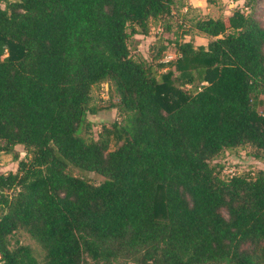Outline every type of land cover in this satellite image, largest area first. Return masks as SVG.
I'll return each instance as SVG.
<instances>
[{
	"label": "trees",
	"instance_id": "obj_1",
	"mask_svg": "<svg viewBox=\"0 0 264 264\" xmlns=\"http://www.w3.org/2000/svg\"><path fill=\"white\" fill-rule=\"evenodd\" d=\"M258 1L196 19L208 44L178 43L164 72L162 36L149 61L129 39L175 0L0 7V151L25 150L16 172H0V264H264V169L223 178L224 163H211L242 146L264 163ZM107 81L120 119L95 140L83 136L91 93ZM21 228L41 261L12 247Z\"/></svg>",
	"mask_w": 264,
	"mask_h": 264
},
{
	"label": "rangeland",
	"instance_id": "obj_2",
	"mask_svg": "<svg viewBox=\"0 0 264 264\" xmlns=\"http://www.w3.org/2000/svg\"><path fill=\"white\" fill-rule=\"evenodd\" d=\"M14 0H0V5L6 6L8 2ZM237 7H244L243 3L235 0H175L172 15L165 16L161 19H152L150 22V32L148 34L137 33L129 39V47L131 54L137 59L151 60L153 55V47L157 42V38L162 36L163 42L167 49L164 57L160 60L165 66L161 67V72L173 67L171 63L179 56L178 43L184 41H192L195 46L207 45L210 37L194 27L193 23L196 19L203 16H211L214 18L225 17L227 14ZM249 11V9H247ZM254 14L260 19L264 25V0H259L254 6ZM91 103L96 108L95 114H89L88 119L90 128L83 136H88L97 140L104 126L111 127L112 123L119 120L117 108L115 104L119 100L115 87L112 82H102L92 89ZM262 104L258 111L264 116V94H261ZM117 146L115 140L111 141L110 148ZM254 148L250 146H242L236 149H229L221 153L212 160V164H222L225 167L221 171L223 178H228L233 174H244L247 172L256 173L260 169H264L262 160L255 158ZM19 154L20 158L25 156L24 147L19 145L15 148V153H6L0 151V172H16L18 169V160L14 155ZM88 178L94 183H99L105 179L101 174L95 172H87ZM12 247L17 244L30 245L37 258L41 261L44 257V250L41 245L31 237V235L23 228L17 230L10 238Z\"/></svg>",
	"mask_w": 264,
	"mask_h": 264
},
{
	"label": "clouds",
	"instance_id": "obj_3",
	"mask_svg": "<svg viewBox=\"0 0 264 264\" xmlns=\"http://www.w3.org/2000/svg\"><path fill=\"white\" fill-rule=\"evenodd\" d=\"M241 3H243V0H240ZM0 7H3V5H0Z\"/></svg>",
	"mask_w": 264,
	"mask_h": 264
}]
</instances>
